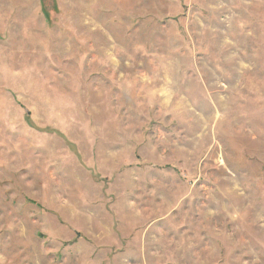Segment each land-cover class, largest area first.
Segmentation results:
<instances>
[{"label":"rangeland","instance_id":"rangeland-1","mask_svg":"<svg viewBox=\"0 0 264 264\" xmlns=\"http://www.w3.org/2000/svg\"><path fill=\"white\" fill-rule=\"evenodd\" d=\"M0 264H264V0H0Z\"/></svg>","mask_w":264,"mask_h":264},{"label":"trees","instance_id":"trees-1","mask_svg":"<svg viewBox=\"0 0 264 264\" xmlns=\"http://www.w3.org/2000/svg\"><path fill=\"white\" fill-rule=\"evenodd\" d=\"M27 118V117H26Z\"/></svg>","mask_w":264,"mask_h":264}]
</instances>
